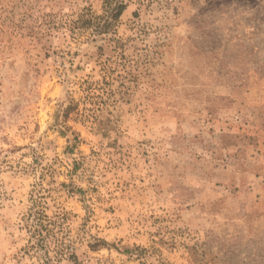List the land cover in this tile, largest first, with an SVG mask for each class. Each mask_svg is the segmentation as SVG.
Returning a JSON list of instances; mask_svg holds the SVG:
<instances>
[{
	"label": "rangeland",
	"instance_id": "obj_1",
	"mask_svg": "<svg viewBox=\"0 0 264 264\" xmlns=\"http://www.w3.org/2000/svg\"><path fill=\"white\" fill-rule=\"evenodd\" d=\"M0 264H264V0H0Z\"/></svg>",
	"mask_w": 264,
	"mask_h": 264
},
{
	"label": "trees",
	"instance_id": "obj_2",
	"mask_svg": "<svg viewBox=\"0 0 264 264\" xmlns=\"http://www.w3.org/2000/svg\"><path fill=\"white\" fill-rule=\"evenodd\" d=\"M118 9L122 11L124 8L123 7H119Z\"/></svg>",
	"mask_w": 264,
	"mask_h": 264
}]
</instances>
